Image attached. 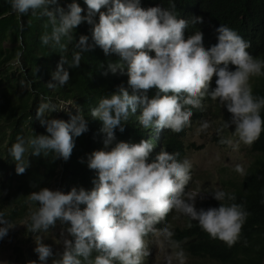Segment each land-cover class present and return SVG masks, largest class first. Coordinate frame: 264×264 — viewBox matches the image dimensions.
Listing matches in <instances>:
<instances>
[{
	"label": "clouds",
	"instance_id": "obj_1",
	"mask_svg": "<svg viewBox=\"0 0 264 264\" xmlns=\"http://www.w3.org/2000/svg\"><path fill=\"white\" fill-rule=\"evenodd\" d=\"M8 3L20 15L47 17L51 31L41 36V43L61 50H66L64 38L71 41V33L77 26L82 22L92 25L93 43H89L87 35H80L75 43L79 51L70 63L61 56L48 82L50 88L69 82L71 77L65 64L69 68L79 67L82 53L99 46L106 56L119 57L116 62L108 63L105 74L118 71L126 74L132 90L130 94L120 86L116 92L102 97L91 110V116L102 123L101 131L105 133L104 148L86 154V160L81 159V163L86 162L96 173L93 187L89 190L73 186L66 193L44 187L29 194V200L37 205L25 220L29 231L46 232L59 221L66 225L67 233V236L62 233V252L54 253L43 239H37L34 251L38 262L29 261V264H49L50 259L51 264H116L117 261L142 264L144 256L149 254L144 237L173 209L196 221L212 238L229 246L235 244L249 213L242 204L230 203L236 199L234 194L223 191L221 185V190L211 192L219 206L197 209L195 205L208 199L210 193L203 200L192 196V191H207L198 188L197 175L190 169L188 160L181 161L178 154L162 149L148 162L153 149L159 148H154L149 134L147 140L129 143L118 141L115 133L117 129L124 131L125 123L138 108L139 124L153 128L149 133L156 140L163 136L165 128L180 132L193 116L191 108L202 107L203 98L210 95L232 114L231 121L225 122L228 127L235 126L232 133L251 148L264 131L261 116L264 97L253 94L249 81L252 76L264 75V59L247 51L250 42L223 24L216 28L217 43L208 48L204 46L201 31L185 38L189 22L177 17L172 10L175 5L144 8L141 0H84L87 10L82 15L85 10L77 0L67 4V11L59 5V0H8ZM193 22L202 24L203 19L193 18ZM152 52L154 56L150 55ZM230 65L235 69L231 70ZM214 75L216 87L209 92ZM153 88L156 95L149 98L148 90ZM56 110L50 102L41 104L36 118L47 134L29 138L19 135L8 149L18 175L31 166L29 158H25L29 149L32 156L53 153L56 159L67 161L75 147V138L88 131L87 119L77 110L76 114L69 112L67 121L45 115ZM200 121H193L190 130L195 125L198 127ZM221 129L223 126L216 128ZM251 156L253 160L252 153ZM237 170L242 171L239 166ZM190 179L195 186L185 191ZM14 226L0 212V240ZM161 234L167 240L174 235L167 227ZM94 251L98 255L91 259Z\"/></svg>",
	"mask_w": 264,
	"mask_h": 264
},
{
	"label": "trees",
	"instance_id": "obj_2",
	"mask_svg": "<svg viewBox=\"0 0 264 264\" xmlns=\"http://www.w3.org/2000/svg\"><path fill=\"white\" fill-rule=\"evenodd\" d=\"M77 2L85 10L82 15L86 14L87 5L84 0ZM68 3H71V0H59V5L66 11ZM157 4L164 8H172V5H175L172 10L177 17L188 20L185 38L201 31L204 35V46L208 48L217 43L216 28L221 24L227 25L250 42L247 51L253 57L264 59V0H141V6L144 8ZM193 18H202L203 23H194ZM95 19L98 20V16ZM91 29L92 25L87 22L77 26L71 33L73 39L63 40L66 50L46 46L41 43V36L46 31H51L48 18L31 13L20 15L12 11L8 0H0V212H3L13 225L26 220L30 212L35 210L37 205L29 200V194L39 188L47 187L66 193L73 186H82L89 190L93 187L92 181L96 173L87 167L86 162L81 163V159L86 160V154L104 148L105 133L101 131L102 123L91 116V110L102 97L116 92L120 86L127 88L130 94L132 92L126 74L119 71L116 74H105L108 63L116 62L119 57L115 54L106 56L99 46H93L88 52L82 53L79 67L69 68L67 64L64 65L71 77L66 85H57L54 88L48 86L61 56L70 63L74 53L79 51L75 43L80 35H87L89 43H93ZM150 55L154 56V52ZM229 67L231 70L235 69L234 65ZM215 80L214 75L209 92L216 87ZM249 83L255 96L264 97V75L252 76ZM156 92L153 88L148 90L147 94L152 98ZM48 102L54 104L58 110L46 112V116L67 121L69 112L76 114L77 110L87 119L88 131L75 138V147L67 161L56 159L53 153L47 156H32L29 149L25 158H29L31 166L24 174L18 175L8 149L19 135L29 138L47 134L45 127L36 118V110L41 104ZM60 105H68L69 110H59ZM191 111L193 116L182 131L174 132L165 128L163 136L156 140L149 133L153 128L146 129L139 124L138 108L125 123L124 131L116 130L117 140L138 143L141 139L147 140L149 134L154 148H159L153 149L148 162H152L162 149L170 154H178L182 161L186 152L194 147L189 141L188 147L185 146L193 121H203L209 130L213 128L208 122L221 118L223 129L216 131L214 138L219 140L227 135L229 137L226 140H230L235 126L228 127L225 122L231 121L232 114L218 99L206 95L202 107L191 108ZM261 116L264 118V109L261 110ZM250 147L249 151L254 158L244 176L230 168L221 170L222 190L236 197L235 201L230 203L242 204L249 213L237 242L229 246L219 239L212 238L196 221H191L189 217L173 209L144 237L148 253L151 236L155 231L161 234L167 227L174 235L170 240L161 235L166 244L176 245L180 255L182 253L188 258L187 264H263L264 131ZM191 174L195 177L190 171ZM194 186V180L190 179L185 191ZM195 206L197 209L218 207L219 201L210 193L208 199ZM25 234H32L28 226L25 227ZM15 253L17 264H29L31 256L25 253L23 247L16 246ZM96 255L98 253L94 251L91 259ZM148 259L149 254L144 256L142 264L148 263Z\"/></svg>",
	"mask_w": 264,
	"mask_h": 264
},
{
	"label": "rangeland",
	"instance_id": "obj_3",
	"mask_svg": "<svg viewBox=\"0 0 264 264\" xmlns=\"http://www.w3.org/2000/svg\"><path fill=\"white\" fill-rule=\"evenodd\" d=\"M68 111V105H60L59 110ZM213 129L205 127V123L200 121L198 127L195 125L189 132L185 146L188 147V141L194 144V148L188 150L184 160H188L191 164V170L197 175L196 182L198 188H203L207 192H194L192 196L197 195L200 199H204L211 192L221 190L220 180L223 177L221 168L228 167L235 170L241 176L250 165L252 156L249 151L248 144L240 141L238 135L233 132L230 134V140H225L229 136L220 137V142L215 140L213 136L216 134V128L223 125L221 118H214L208 122ZM240 144V145H238ZM239 166L242 171L237 170ZM178 222V224H180ZM25 220L15 224L9 229L7 236L0 240V264H17L15 247L21 246L27 255H30L29 261H37L38 256L34 251L36 247L35 241L43 239L45 244L52 247L53 252L63 251V239L67 236L65 231L66 225L59 221L56 226L48 231H40L25 236ZM64 233V236H62ZM69 238V236H68ZM149 259L146 264H187V257L177 251V246L166 244L165 239L158 232L150 238L148 243ZM51 264V262H49ZM264 264V262H263Z\"/></svg>",
	"mask_w": 264,
	"mask_h": 264
}]
</instances>
